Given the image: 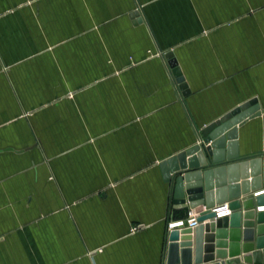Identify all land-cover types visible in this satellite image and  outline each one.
<instances>
[{"label":"crops","instance_id":"obj_1","mask_svg":"<svg viewBox=\"0 0 264 264\" xmlns=\"http://www.w3.org/2000/svg\"><path fill=\"white\" fill-rule=\"evenodd\" d=\"M251 100L239 156L264 153V0H0V264H164L189 210L160 165Z\"/></svg>","mask_w":264,"mask_h":264},{"label":"water","instance_id":"obj_2","mask_svg":"<svg viewBox=\"0 0 264 264\" xmlns=\"http://www.w3.org/2000/svg\"><path fill=\"white\" fill-rule=\"evenodd\" d=\"M137 18V12L133 13ZM169 64L179 90L188 93L171 54ZM260 108L251 100L204 127L198 143L160 167L169 183L173 211L191 210L198 225L166 232L164 264H264V194L253 197L261 187L259 165L264 153L239 156L237 126L259 116ZM228 202L230 216L214 219L211 208ZM256 234V250H253ZM243 241L242 254L240 241Z\"/></svg>","mask_w":264,"mask_h":264},{"label":"built area","instance_id":"obj_3","mask_svg":"<svg viewBox=\"0 0 264 264\" xmlns=\"http://www.w3.org/2000/svg\"><path fill=\"white\" fill-rule=\"evenodd\" d=\"M175 83H176V81H175ZM176 86L179 87V84L176 83ZM211 212H213L215 215L214 219H221L224 217H228L232 213V211L229 209L228 202H224L222 204H219V205L212 207ZM184 221L186 222L188 228H195L198 225V222L196 220V214L193 213V211L189 210L184 219L169 222L167 224V230L170 231L174 228L182 227Z\"/></svg>","mask_w":264,"mask_h":264},{"label":"rangeland","instance_id":"obj_4","mask_svg":"<svg viewBox=\"0 0 264 264\" xmlns=\"http://www.w3.org/2000/svg\"><path fill=\"white\" fill-rule=\"evenodd\" d=\"M168 60H171V59H167V61H168ZM168 62H169V61H168ZM180 75H181V73H180ZM181 76H182V75H181ZM182 77H183V76H182ZM174 79H175V81H176V78H175V77H174ZM160 169H161V167H160ZM161 171H162V170H161ZM163 178H164V177H163Z\"/></svg>","mask_w":264,"mask_h":264}]
</instances>
